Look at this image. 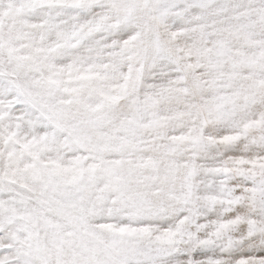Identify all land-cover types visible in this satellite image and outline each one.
<instances>
[{"label":"snow or ice","instance_id":"1","mask_svg":"<svg viewBox=\"0 0 264 264\" xmlns=\"http://www.w3.org/2000/svg\"><path fill=\"white\" fill-rule=\"evenodd\" d=\"M0 264H264V0H0Z\"/></svg>","mask_w":264,"mask_h":264}]
</instances>
